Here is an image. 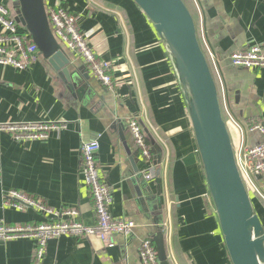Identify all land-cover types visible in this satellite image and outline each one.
Instances as JSON below:
<instances>
[{"label":"crops","instance_id":"obj_1","mask_svg":"<svg viewBox=\"0 0 264 264\" xmlns=\"http://www.w3.org/2000/svg\"><path fill=\"white\" fill-rule=\"evenodd\" d=\"M0 2L11 5L17 17L14 0ZM189 2L197 13L201 42L220 70L235 121L228 125L233 147L263 143L264 136L248 127L264 124V69L236 67L231 55L264 45V0ZM45 5L61 6L78 18L96 54L112 62L115 87L103 86L69 50L67 73L43 56L25 71L0 66L1 123L68 124L45 140L18 142L0 132V223L37 225L48 219L33 208L6 207L5 194L16 190L53 210L75 209L80 222L93 226L96 217L80 150L85 142L98 140L100 176L112 194L111 215L132 221L134 231L106 241L53 239L42 264H142V242H154L159 232L169 264H232L185 99L153 24L133 0H45ZM132 118L141 124L154 158L152 180L145 177L148 164L129 130ZM35 248L34 240L0 241V264H32Z\"/></svg>","mask_w":264,"mask_h":264},{"label":"built area","instance_id":"obj_2","mask_svg":"<svg viewBox=\"0 0 264 264\" xmlns=\"http://www.w3.org/2000/svg\"><path fill=\"white\" fill-rule=\"evenodd\" d=\"M200 13L198 3L196 4ZM51 30L57 42L65 49L79 56L87 66L90 73L107 89L113 90L115 79L112 75L111 61L98 56L88 41V37L81 32L78 18L69 14L61 6L47 9ZM0 66L12 67L18 71H25L42 56L31 35L11 15L8 6L0 2ZM198 29V26H197ZM199 33V30H198ZM200 37V36H199ZM201 40V38H200ZM202 44V42H201ZM202 47L206 53L210 67L215 75L219 87L222 110L225 120L235 123L225 101V89L214 54ZM231 62L236 67L246 69H264V45H252L243 52L231 55ZM64 122L52 123H1L0 132L7 133L18 142L29 140H45L51 131L66 129ZM130 133L136 146L141 150L142 158L148 164L145 177L152 180L155 174L154 158L146 143L145 134L139 121L132 118L128 122ZM249 132H259L264 136V124L252 123ZM100 143L98 140L85 142L80 150L82 160V173L85 185L93 200L96 222L93 226H86L78 220L77 210H53L46 207L25 193L9 190L5 194V206L23 211L33 208L44 212L48 219L37 225H7L0 223V241L34 240L36 248L32 264H42L49 241L62 236L96 237L106 241L111 236L120 234L130 236L135 224L129 220H118L112 217L110 208L112 204L111 190L100 176L98 161ZM237 165L243 181L251 197L259 198L264 202V142L247 147L240 144L234 148ZM110 247L114 246L112 243ZM142 264H160L157 248L152 239L142 242L140 248Z\"/></svg>","mask_w":264,"mask_h":264},{"label":"water","instance_id":"obj_3","mask_svg":"<svg viewBox=\"0 0 264 264\" xmlns=\"http://www.w3.org/2000/svg\"><path fill=\"white\" fill-rule=\"evenodd\" d=\"M153 24L173 65L192 123L208 190L232 264H264V226L239 171L219 87L196 21L183 0H133ZM16 20L57 70L71 65L57 42L45 0H14ZM160 264H169L164 234L154 239Z\"/></svg>","mask_w":264,"mask_h":264},{"label":"trees","instance_id":"obj_4","mask_svg":"<svg viewBox=\"0 0 264 264\" xmlns=\"http://www.w3.org/2000/svg\"><path fill=\"white\" fill-rule=\"evenodd\" d=\"M183 1L185 2L187 7L189 8L191 14L193 15V17H194V19L196 21L197 26H198V17H197V13H195V11H194L192 2L190 3L189 0H183ZM9 9H10L11 15L15 18L14 11H13V8H12L11 5L9 6ZM16 10H17V13H18V8L17 7H16ZM198 30H199V26H198ZM252 199H253V203L255 205V208L257 210V213H258V215H259V217H260V219H261V221L263 223V226H264V208H263L264 202L262 200H260L259 198H256V197H253ZM258 200H259V202H258ZM259 203H261V205H263V206L259 205Z\"/></svg>","mask_w":264,"mask_h":264},{"label":"rangeland","instance_id":"obj_5","mask_svg":"<svg viewBox=\"0 0 264 264\" xmlns=\"http://www.w3.org/2000/svg\"><path fill=\"white\" fill-rule=\"evenodd\" d=\"M229 124H231V122L229 121V119L227 120V125H229ZM253 198V197H252ZM259 205H261V203H259ZM261 206H263V205H261ZM263 208H264V206H263Z\"/></svg>","mask_w":264,"mask_h":264}]
</instances>
